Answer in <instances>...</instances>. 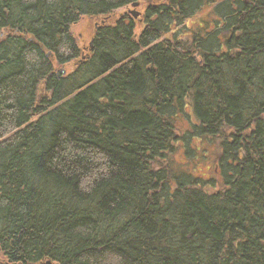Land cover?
<instances>
[{
  "label": "trees",
  "instance_id": "obj_1",
  "mask_svg": "<svg viewBox=\"0 0 264 264\" xmlns=\"http://www.w3.org/2000/svg\"><path fill=\"white\" fill-rule=\"evenodd\" d=\"M0 264H264V0H0Z\"/></svg>",
  "mask_w": 264,
  "mask_h": 264
},
{
  "label": "rangeland",
  "instance_id": "obj_2",
  "mask_svg": "<svg viewBox=\"0 0 264 264\" xmlns=\"http://www.w3.org/2000/svg\"><path fill=\"white\" fill-rule=\"evenodd\" d=\"M118 12H127V8L118 9L115 11L114 15L117 16ZM129 12V8H128ZM88 19H83L81 23L73 27V32L77 35L80 34L82 39L84 40V43L89 42V36L87 35V32L84 29V26L87 25L89 21ZM92 24V22L90 23ZM195 144L199 148H203V145L199 142L197 143L194 139L191 144ZM210 147L205 145V151H202L203 156L197 157V158H189L188 156L178 153L176 156V159L180 162V167L182 169L188 170L189 172H192L196 176H203L208 177L211 175V171L213 169V155L209 151Z\"/></svg>",
  "mask_w": 264,
  "mask_h": 264
},
{
  "label": "water",
  "instance_id": "obj_3",
  "mask_svg": "<svg viewBox=\"0 0 264 264\" xmlns=\"http://www.w3.org/2000/svg\"><path fill=\"white\" fill-rule=\"evenodd\" d=\"M137 5H138L137 2H134V3L132 4L133 7H136ZM130 12H131V13L133 14V16H135V17L139 14V12L136 11V10H131ZM61 71L63 72L64 70L62 69Z\"/></svg>",
  "mask_w": 264,
  "mask_h": 264
}]
</instances>
